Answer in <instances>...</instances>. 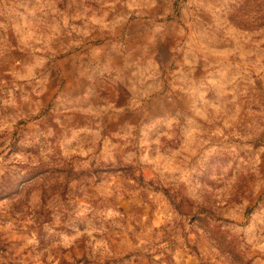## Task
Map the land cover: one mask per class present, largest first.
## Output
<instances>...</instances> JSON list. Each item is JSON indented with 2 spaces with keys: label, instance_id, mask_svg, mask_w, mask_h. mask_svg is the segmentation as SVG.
<instances>
[{
  "label": "rangeland",
  "instance_id": "1",
  "mask_svg": "<svg viewBox=\"0 0 264 264\" xmlns=\"http://www.w3.org/2000/svg\"><path fill=\"white\" fill-rule=\"evenodd\" d=\"M0 264H264V0H0Z\"/></svg>",
  "mask_w": 264,
  "mask_h": 264
}]
</instances>
